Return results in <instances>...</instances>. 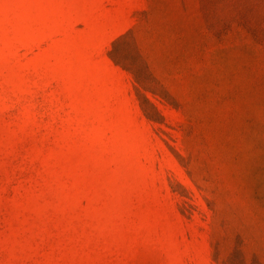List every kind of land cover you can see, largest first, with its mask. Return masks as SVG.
<instances>
[{"label":"rangeland","instance_id":"rangeland-1","mask_svg":"<svg viewBox=\"0 0 264 264\" xmlns=\"http://www.w3.org/2000/svg\"><path fill=\"white\" fill-rule=\"evenodd\" d=\"M0 264H264V0H0Z\"/></svg>","mask_w":264,"mask_h":264}]
</instances>
